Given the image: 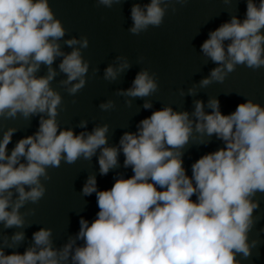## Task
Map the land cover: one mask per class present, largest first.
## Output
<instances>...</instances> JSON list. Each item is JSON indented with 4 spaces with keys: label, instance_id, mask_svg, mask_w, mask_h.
I'll list each match as a JSON object with an SVG mask.
<instances>
[{
    "label": "clouds",
    "instance_id": "clouds-1",
    "mask_svg": "<svg viewBox=\"0 0 264 264\" xmlns=\"http://www.w3.org/2000/svg\"><path fill=\"white\" fill-rule=\"evenodd\" d=\"M124 2L96 0L109 9ZM187 3H133L128 32L140 35L159 28L170 8L175 12L176 4ZM66 35L49 0H0V119L39 117L37 130L19 139L10 154L8 145L19 129L8 127L0 136V225L20 229L11 236L0 234V264H242L241 258L249 259L260 243L250 234L259 219L257 194H264V106L246 98L224 114L220 100L211 96L206 105L211 111L200 99L193 101L191 113L163 105L140 120L135 132L125 131L117 145L108 143V123L88 131V121L82 119L77 127L84 130L77 134L60 125L64 100L52 83L63 74L59 84L73 97L86 86L90 62L82 50L89 39ZM61 41L71 51H64ZM200 50L217 66L187 93L178 89L182 97L223 83L238 66L264 67V0H246L244 18L231 15L209 31ZM42 68L46 71L40 75ZM130 68L127 56L119 55L103 79L115 82ZM158 91L157 73L141 68L131 86L115 95L125 97L129 107L141 99L149 110L153 103L147 98ZM115 107L112 99L99 105L105 112ZM194 135L197 145H207L215 136L223 146L194 161L189 176L183 157ZM97 153L101 176L121 167V154L123 168L133 175L117 173L105 190L98 188L95 174L88 175L81 195L95 194V218L90 222L81 216L78 232L60 247L54 244L53 229L41 227L23 253L15 251L26 238L23 229L31 226L26 217L36 213L35 208L21 209L44 198L48 170L62 162L91 161Z\"/></svg>",
    "mask_w": 264,
    "mask_h": 264
},
{
    "label": "water",
    "instance_id": "water-1",
    "mask_svg": "<svg viewBox=\"0 0 264 264\" xmlns=\"http://www.w3.org/2000/svg\"><path fill=\"white\" fill-rule=\"evenodd\" d=\"M147 3L149 0H126L122 5H113L111 9L97 6L96 0H49L56 18L60 19L67 29L65 39L72 36L79 38L86 35L89 47L82 50L85 59L90 62L86 86L76 94L70 96L59 80L66 77L57 76L52 86L61 93L64 107L58 116L61 127H71L78 134L84 129L77 127L80 120L88 121L87 130L91 131L96 124L108 123L110 125L109 145H117L125 131H136V125L154 110L163 105H171L176 110L192 112L193 101L196 99L205 102L206 107L211 96L220 100L221 111L224 114L233 112L237 105L251 98L264 106V67L252 70L245 66H238L230 73L223 83H213L206 88H197V95L180 96L178 89L187 93L188 88L198 85L199 81L208 76L210 70L217 65L213 64L201 53V44L208 38V33L215 30L220 24L228 21L231 15L243 19L246 13V0H232L225 4L223 0H188L185 5L176 4V11L171 8L165 16L164 23L159 28L150 27L140 35H132L128 29L132 25L131 6L133 3ZM61 45L64 51L70 48ZM119 55L127 56L131 68L122 74L115 82L103 79L105 68L115 61ZM143 57L142 60L140 58ZM60 60L53 65L58 70ZM98 69L93 74V69ZM141 68H148L157 73L159 91L150 99L153 108L143 109L141 99L133 100L131 107L126 106L125 97L116 96L118 89H127ZM46 69L42 68L40 75ZM108 99L115 101L116 107L111 111H101L99 105ZM73 100L76 102L73 103ZM39 117L31 121L23 117L15 120L0 119V136L8 127L19 130L14 133L12 142L8 145L9 154L16 142L33 134L38 128ZM198 139L194 138L188 145L184 154V166L187 174L191 175V165L203 154L214 151L223 146V142L215 136L207 145H197ZM91 161L83 159L75 164L62 162L59 168L49 169L51 180L46 181V194L39 204H28L25 209L35 208V215L26 217L31 223L30 227L23 229L26 238L15 251L23 253L25 248L32 243L33 232L41 227L53 229V240L56 247L62 246L69 236H74L79 230V219L83 216L90 222L99 211L96 196H82L81 191L88 175L95 174L100 190L110 189L117 173H122L125 178L133 175L131 169L123 168V154L120 155L121 167L112 170L106 176L99 174L98 157ZM260 207L255 215L259 218L255 228L250 234V239L260 241L257 248L253 249L252 256L242 264H264V194H257ZM193 200L195 197L192 198ZM20 229H3L0 225V234L11 236ZM11 253L13 249H6Z\"/></svg>",
    "mask_w": 264,
    "mask_h": 264
}]
</instances>
